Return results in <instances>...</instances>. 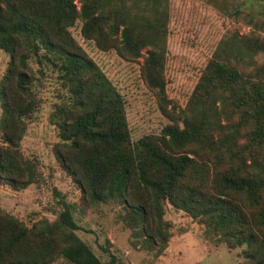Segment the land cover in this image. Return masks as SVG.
<instances>
[{"label": "rangeland", "instance_id": "374dc122", "mask_svg": "<svg viewBox=\"0 0 264 264\" xmlns=\"http://www.w3.org/2000/svg\"><path fill=\"white\" fill-rule=\"evenodd\" d=\"M138 2L112 0L109 11L126 9L131 17L138 13L149 19V26L155 29L154 44L141 50L139 58L121 57L115 48L117 42L106 44L115 47L101 49L97 42L82 35L80 19L68 28L75 45L121 96L131 142L147 137L157 141L164 128L183 129L187 119L191 122L189 129L200 130L197 139L210 137L206 141L202 136L194 147L185 149L197 163L207 161V155L245 158V163L252 155L262 157L264 133L256 144L252 141L257 121L264 124V113L256 114L260 104L242 102L247 89L242 91L215 80L209 68L216 63L240 69L244 79L249 77L264 87V52L260 50L264 47V0ZM74 4L79 10V3ZM152 47L161 69L162 95L151 89L142 76V64ZM10 60V55L0 50V94L3 91L9 96L7 100L14 99V108L22 104L30 110L20 117L13 113L11 121L22 128L23 134L17 147L9 146L1 126L4 114L0 96V147L17 153L12 158L17 185L0 175V215L14 217L28 228L47 222L63 238L56 242L59 247L77 237L102 264L112 258L115 264L247 263L243 257L245 244L229 246L223 237L212 233L207 218L196 219L168 201L158 203L157 215L150 212L145 219L137 217L131 205L147 208L151 202L145 189H134L127 203L123 199H86L57 156L61 141L52 115L67 108L70 97L61 64L31 56L24 66H16L27 74V90L25 96H20L15 93V74L10 80L6 78ZM255 72L259 76H254ZM203 124H207L204 130ZM207 144L209 150L205 149ZM67 209L77 230L66 229L58 221ZM49 264L71 263L56 257Z\"/></svg>", "mask_w": 264, "mask_h": 264}, {"label": "trees", "instance_id": "16d2710c", "mask_svg": "<svg viewBox=\"0 0 264 264\" xmlns=\"http://www.w3.org/2000/svg\"><path fill=\"white\" fill-rule=\"evenodd\" d=\"M111 1L0 0V50L11 59L6 78L10 80L15 74V93L25 96L27 74L16 66H24L23 62L31 56L61 64L70 97L69 106L52 115L61 141L57 156L86 199H123L127 203L134 189H145L151 202L146 203L147 208L131 205L137 217L145 219L150 212L157 215L158 203L168 201L196 219L207 218L212 233L223 237L229 246L245 244L246 264H264V155L250 156L249 163H245V158L207 155V161L199 164L184 151L194 147L202 136L206 141L210 137L202 135L197 139L200 130L189 129L191 122L187 119L183 129L164 128L157 141L147 137L135 144L131 142L121 96L75 45L68 31L80 19L82 35L97 42L101 49L113 46L106 45L108 42H117L118 46L113 47L121 57H141V50L154 44L155 29L141 14L131 17L126 9L119 13L109 11ZM260 50L264 52V47ZM158 62L152 47L142 64V76L151 89L162 95ZM213 64L209 71L215 80L242 91L247 89L242 102H258L261 107L256 114L264 113L263 86L249 77L244 79L240 69ZM257 73L254 76H259ZM0 96L4 142L17 147L23 131L11 119L13 113L24 116L30 108L22 104L14 108V99L7 100L9 96L3 91ZM256 127L252 131L254 144L264 133L260 119ZM207 145L205 149L209 150L210 144ZM191 153L199 156L195 151ZM13 157H17L15 151L0 147V175L15 186ZM58 221L66 229H78L68 209L60 213ZM55 230L47 222L28 228L16 218L1 214L0 264H49L56 257L71 264H102L77 237L59 247L56 242L63 238ZM108 264H115L114 258Z\"/></svg>", "mask_w": 264, "mask_h": 264}]
</instances>
